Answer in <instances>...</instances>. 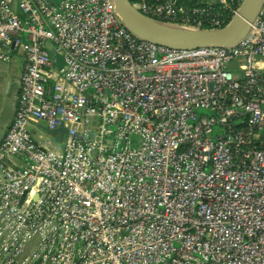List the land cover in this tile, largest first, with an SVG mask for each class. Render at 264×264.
<instances>
[{"label":"built area","instance_id":"obj_1","mask_svg":"<svg viewBox=\"0 0 264 264\" xmlns=\"http://www.w3.org/2000/svg\"><path fill=\"white\" fill-rule=\"evenodd\" d=\"M241 2L131 4L219 29ZM0 60V264H264V3L235 45L175 49L114 0H0Z\"/></svg>","mask_w":264,"mask_h":264},{"label":"water","instance_id":"obj_2","mask_svg":"<svg viewBox=\"0 0 264 264\" xmlns=\"http://www.w3.org/2000/svg\"><path fill=\"white\" fill-rule=\"evenodd\" d=\"M264 0H242L236 13L230 21L219 29L190 28L182 25L163 22L147 17L136 10L129 0H114V8L122 24L137 38L158 45L175 49H193L208 46H233L250 30ZM144 19L168 24L178 28H168L151 24ZM19 79L15 74L10 75V84L0 112V140L3 129L14 113L15 96ZM47 130V129H46ZM67 129L60 125L49 133L58 141Z\"/></svg>","mask_w":264,"mask_h":264},{"label":"crops","instance_id":"obj_3","mask_svg":"<svg viewBox=\"0 0 264 264\" xmlns=\"http://www.w3.org/2000/svg\"><path fill=\"white\" fill-rule=\"evenodd\" d=\"M175 1L180 6H186V5L192 4L194 2H196V3H215L218 0H175ZM10 75H11L10 72H8V73H1L0 72V112L2 110L4 100L6 98V91L8 89L9 84H10ZM3 83H4V87L2 89V84ZM2 92H3V95H2ZM18 92H19V86H18V89H17V92H16V96H15L14 112H15L16 105H17ZM13 116H14V113H13L11 119L6 123V126L3 129V135H4L5 131H6V129L8 128V126L10 125V123H11V121L13 119Z\"/></svg>","mask_w":264,"mask_h":264},{"label":"rangeland","instance_id":"obj_4","mask_svg":"<svg viewBox=\"0 0 264 264\" xmlns=\"http://www.w3.org/2000/svg\"><path fill=\"white\" fill-rule=\"evenodd\" d=\"M218 2H219V0L217 2H215V3H218ZM194 3H196V2H194ZM189 5H186V6H180V5H178V6H180V7H187ZM18 69L19 68H16V67L13 68V65L10 62H5V61L0 60V72L1 73H8V72H10L11 74H15L17 76L19 74V70ZM3 87H4V83L2 84V89H3ZM2 95H3V92H2ZM199 113L200 114H207L208 116H211L212 115L211 112H209L208 110H205V109H199ZM47 137L49 138L48 140H50L55 145H58L59 146V144H57L56 141L53 138H51L49 136H47Z\"/></svg>","mask_w":264,"mask_h":264},{"label":"bare ground","instance_id":"obj_5","mask_svg":"<svg viewBox=\"0 0 264 264\" xmlns=\"http://www.w3.org/2000/svg\"><path fill=\"white\" fill-rule=\"evenodd\" d=\"M145 21L151 23V24H154V25H157V26H163V27H168V28H178L179 27H176V26H172V25H168V24H162V23H159V22H156V21H151V20H148V19H144Z\"/></svg>","mask_w":264,"mask_h":264},{"label":"trees","instance_id":"obj_6","mask_svg":"<svg viewBox=\"0 0 264 264\" xmlns=\"http://www.w3.org/2000/svg\"><path fill=\"white\" fill-rule=\"evenodd\" d=\"M131 3H137L139 0H129ZM203 28H207L206 26H204Z\"/></svg>","mask_w":264,"mask_h":264}]
</instances>
